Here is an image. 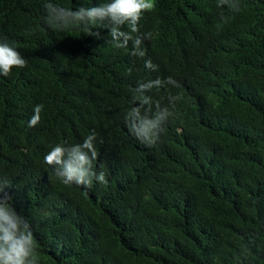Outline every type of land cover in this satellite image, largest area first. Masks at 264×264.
<instances>
[{"label":"trees","instance_id":"1","mask_svg":"<svg viewBox=\"0 0 264 264\" xmlns=\"http://www.w3.org/2000/svg\"><path fill=\"white\" fill-rule=\"evenodd\" d=\"M109 2L0 0V37L27 60L0 76V186L38 264H264V0H156L139 22L142 59L106 22H47L48 3ZM156 79L149 115L157 102L171 115L149 145L126 116ZM93 133L107 182L65 185L45 155Z\"/></svg>","mask_w":264,"mask_h":264},{"label":"clouds","instance_id":"2","mask_svg":"<svg viewBox=\"0 0 264 264\" xmlns=\"http://www.w3.org/2000/svg\"><path fill=\"white\" fill-rule=\"evenodd\" d=\"M45 8L48 11L47 22L52 28L66 30L70 27L83 26L87 31L90 25L106 22L115 47L127 48L131 41L133 48L131 55L141 59L146 55V50L141 45L151 34L141 35L139 22L144 13L155 10L156 0H110L109 3L89 8L80 7L77 10L53 7L48 3ZM125 25L127 31L122 30ZM26 66L27 60L10 45L7 37H0V76L9 77L13 68L23 69ZM144 66L149 70H156L150 59L144 61ZM167 82L175 84L170 77ZM162 83L156 79L139 84L136 89L139 95L132 99V103L139 102V106L131 108L126 116L132 135L149 145L159 138L163 130L160 126L161 121L167 119L171 113L167 108L161 112L157 102L156 112L150 116L152 101L144 93L153 87H161ZM42 108V105L34 108V115L28 123L30 128L40 122ZM96 139L93 133L88 135L82 144L66 145V142L57 144L45 155L44 162L54 169L56 176L65 185L75 184L87 189L91 187L93 179L99 183H106L104 173L93 170V162L98 155L94 143ZM36 248L37 244L29 222L16 212L12 197L5 192V187L0 186V264H38L39 254Z\"/></svg>","mask_w":264,"mask_h":264}]
</instances>
